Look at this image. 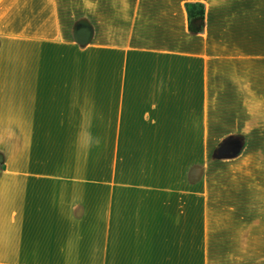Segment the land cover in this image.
I'll use <instances>...</instances> for the list:
<instances>
[{"label":"crops","instance_id":"obj_1","mask_svg":"<svg viewBox=\"0 0 264 264\" xmlns=\"http://www.w3.org/2000/svg\"><path fill=\"white\" fill-rule=\"evenodd\" d=\"M0 264H264V0H0Z\"/></svg>","mask_w":264,"mask_h":264},{"label":"water","instance_id":"obj_2","mask_svg":"<svg viewBox=\"0 0 264 264\" xmlns=\"http://www.w3.org/2000/svg\"><path fill=\"white\" fill-rule=\"evenodd\" d=\"M94 34V29L92 24L87 19L78 20L73 28V38L74 40L85 45L89 43ZM244 146V139L239 135H232L226 137L221 144L215 149V158H233L238 156Z\"/></svg>","mask_w":264,"mask_h":264},{"label":"trees","instance_id":"obj_3","mask_svg":"<svg viewBox=\"0 0 264 264\" xmlns=\"http://www.w3.org/2000/svg\"><path fill=\"white\" fill-rule=\"evenodd\" d=\"M190 20V29L193 32H200L205 24V6L203 3L188 2L186 4Z\"/></svg>","mask_w":264,"mask_h":264}]
</instances>
